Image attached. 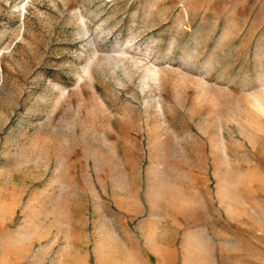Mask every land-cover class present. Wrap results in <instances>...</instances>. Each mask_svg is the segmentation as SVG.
<instances>
[{
	"label": "rangeland",
	"instance_id": "obj_1",
	"mask_svg": "<svg viewBox=\"0 0 264 264\" xmlns=\"http://www.w3.org/2000/svg\"><path fill=\"white\" fill-rule=\"evenodd\" d=\"M0 264H264V0H0Z\"/></svg>",
	"mask_w": 264,
	"mask_h": 264
}]
</instances>
